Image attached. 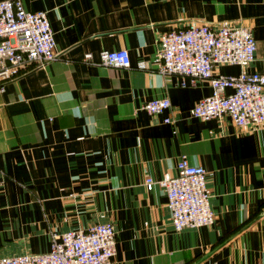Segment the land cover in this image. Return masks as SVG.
<instances>
[{
  "label": "crops",
  "instance_id": "obj_1",
  "mask_svg": "<svg viewBox=\"0 0 264 264\" xmlns=\"http://www.w3.org/2000/svg\"><path fill=\"white\" fill-rule=\"evenodd\" d=\"M21 2L46 11L56 57L0 91V257L46 253L53 234L112 222L110 264H264V125L191 116L209 83L183 86L157 71L160 34L192 21L249 27L247 71L264 75V0ZM115 49L128 51L130 67L83 61ZM159 97L171 102L163 114L142 109ZM183 154L206 170L214 221L177 231L165 191L145 178L176 174Z\"/></svg>",
  "mask_w": 264,
  "mask_h": 264
},
{
  "label": "built area",
  "instance_id": "obj_2",
  "mask_svg": "<svg viewBox=\"0 0 264 264\" xmlns=\"http://www.w3.org/2000/svg\"><path fill=\"white\" fill-rule=\"evenodd\" d=\"M157 71L164 76H179L181 85L209 83L211 93L198 100L190 114L201 120L228 116L239 127L255 129L264 125V75L248 72L255 58L256 41L249 27L206 22H189L172 27L158 38ZM55 42L47 13L28 11L21 0H0V91L3 85L30 67L44 66L55 59ZM83 61L104 66H131L126 49L102 50L98 62L90 53ZM216 64H236L238 75H219ZM139 68H145L143 62ZM231 89L227 93L226 90ZM171 107L168 97L146 100L142 109L160 115ZM164 123H172L165 116ZM158 184L165 191L171 223L175 230L209 226L214 221L206 170L193 165L186 155L176 164V174L161 180L145 178L146 188ZM116 251V230L112 222L95 223L86 229L53 234L51 248L42 254L0 257V264H110Z\"/></svg>",
  "mask_w": 264,
  "mask_h": 264
}]
</instances>
